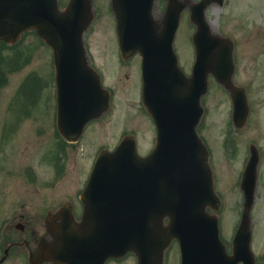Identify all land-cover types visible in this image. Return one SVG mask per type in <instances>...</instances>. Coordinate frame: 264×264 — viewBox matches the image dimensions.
Instances as JSON below:
<instances>
[{
    "label": "water",
    "instance_id": "obj_1",
    "mask_svg": "<svg viewBox=\"0 0 264 264\" xmlns=\"http://www.w3.org/2000/svg\"><path fill=\"white\" fill-rule=\"evenodd\" d=\"M153 1L111 0V7L122 56L138 52L141 57L142 98L159 129L157 144L141 157L128 136L113 151L101 152L81 193V221L74 222L67 210L42 254L56 264H103L132 251L136 264H163L166 247L176 239L180 264H255L250 210L257 153L251 148L243 171V208L228 253L218 218L207 211V206L218 209L220 201L213 190L207 150L195 129L208 74L229 91L236 125L245 122L246 95L232 81L233 43L210 29L205 8L214 0L193 3L195 63L191 74L184 75L173 41L185 4L168 0L158 19L152 14ZM91 7V0H69L63 10L58 0H0V40L14 42L34 30L52 47L59 128L70 140L108 107L109 94L88 65L83 43V32L93 18Z\"/></svg>",
    "mask_w": 264,
    "mask_h": 264
},
{
    "label": "rangeland",
    "instance_id": "obj_2",
    "mask_svg": "<svg viewBox=\"0 0 264 264\" xmlns=\"http://www.w3.org/2000/svg\"><path fill=\"white\" fill-rule=\"evenodd\" d=\"M194 1L188 0L189 5L183 10L174 42L179 62L186 72L194 59L191 34L195 25L190 21L188 11ZM60 2L63 8L67 0ZM92 12V23L84 33L90 65L102 73L105 84L113 87L115 96L110 109L86 128L77 143L65 141L50 123L44 130L43 118H34L41 113L39 110L44 109V106L36 107L44 104L48 95L46 102H50V106L48 116L43 120L48 122L55 117V88L50 77L51 48L29 32L15 50L3 46L0 51V121L7 114L8 119L13 120L12 114L15 116V113L11 111L24 104L21 83L30 73L35 74L29 77V81L38 80L37 86H40L36 100L31 101L35 105L32 108L37 111L31 109L25 121L14 127L16 133L14 138L11 135L12 141H3L0 135V151L14 154L13 184L12 179L9 180V189H12L9 196L13 200L5 207L0 206V221L6 215L14 214L15 223H25V231L14 229L17 238L28 236L32 239L34 234H30L33 231L42 230L47 210L55 209L69 199L75 202L73 195L77 186L82 184L97 149L103 145L113 146L124 131L135 135L136 148L141 155L152 146L154 126L151 117L137 103L139 57H129L125 60L127 63L121 61L110 0H92ZM206 18L215 32L234 42L233 81L245 88L250 106L248 123L235 128L231 121L228 91L211 75L208 77V89L202 97L205 106L202 135L211 148L209 163L214 188L220 197V208L211 209V212L218 216L220 237L230 249L242 212L241 172L249 155V145H256L259 161L250 210V244L256 264H264V0H223L222 5L213 2L206 8ZM5 109L10 113L4 112ZM2 133L3 128H0ZM54 160H59L58 177H55V167L52 166ZM25 168H30L27 175ZM3 189L0 187V202ZM77 203L79 206V200ZM31 245L35 246L32 240ZM179 259L178 245L174 242L166 252L164 264H179ZM15 263L20 264L17 260ZM21 264H28L27 257ZM107 264H136V257L129 253Z\"/></svg>",
    "mask_w": 264,
    "mask_h": 264
},
{
    "label": "flooded vegetation",
    "instance_id": "obj_3",
    "mask_svg": "<svg viewBox=\"0 0 264 264\" xmlns=\"http://www.w3.org/2000/svg\"><path fill=\"white\" fill-rule=\"evenodd\" d=\"M166 3H167V0H155L156 8L154 12L158 15H161L165 11ZM222 3H223V0L222 2H218V4L220 5H222ZM123 62L127 63L128 61H123ZM138 65L139 63H137V69H138ZM127 76L128 75L126 74L125 77L127 78ZM37 84H38V80L32 83L31 81L28 80V78L25 79V88L23 89L24 104H21L20 105L21 107H18L16 111L14 109L11 111L12 113H15V116L14 114L12 115L14 117L13 120L16 119V122L8 119V114L5 119H2L0 121V128L1 129L3 128V133L0 135L2 136L1 138L3 141H6V142H8L9 140L12 141L11 135L14 138L15 133H16V130L14 133V127L15 126L18 127L22 123V121H25V118L29 116L31 109L33 110V112H35L37 111L36 108L39 109L41 106H44V109L39 110L41 111L39 116L34 115V118L41 120L42 118L46 119V117L48 116V109L50 106V102L47 103L46 101L47 99H49V95L48 97L44 98V104L40 105L39 107L32 108V106H35V105H34V102L31 103V101H35L36 97L38 96L40 92L39 91L40 86H37ZM26 85L28 86L26 87ZM54 108H55V111H54L55 117L54 119H52V121L48 120L47 122V120L42 119L43 125H44L42 128L44 130L46 127H48V123H50L51 125H55L57 129L56 104L54 105ZM4 112L10 113V110L6 111L5 109ZM4 116H6V114H4ZM9 116L11 117V114H9ZM247 123H248V120L246 121V124ZM155 135H156V130L154 129L153 135H152L153 141H154ZM13 157H14L13 152L0 151V187L4 188L3 194L1 195L2 201L0 202V206L2 207H5L9 203L11 204L13 200V198L9 196L10 190L12 192V189L11 188L9 189V184H10L9 180L12 179L11 184H13V180H14L13 178L14 168L12 166ZM54 163H56L55 160H54ZM24 171L26 172V175H27L28 172L30 171V168H25ZM89 171H90V168L89 170L85 172L82 184L79 187L77 186V189L73 195L75 198V202L72 203V201L69 199L68 201H64L63 203H61L59 206H57V208L52 209V210L51 209L47 210V213L50 212L51 214H55L54 212L59 207H62L63 205H67V208H71V212L75 220L80 219L81 212H82V203L80 201V193L87 182ZM58 173H60L59 169L55 167L54 168L55 177H58L59 175ZM9 176H12V178H9ZM78 200L80 202L79 206L77 203ZM46 215H45L42 230H40L39 232L33 231L30 234V236L34 234L32 239L28 238V236H22V237L17 238L14 229H18L19 232H23L26 230L27 226L25 225V223L21 221L15 223L14 214H12L11 216L6 215L5 217L1 219L0 221V264H16L15 263L16 260L18 263L21 264V262L24 261L25 257L29 258L31 252L32 253L36 252L37 249L35 247L37 246L38 242L47 243L51 240V235L49 234L48 229L50 230L52 228H55V226L61 222L64 216L55 215L51 217V220L47 221ZM31 240L37 241V244L34 247H32L31 245ZM40 264H53V263L51 261L44 260Z\"/></svg>",
    "mask_w": 264,
    "mask_h": 264
},
{
    "label": "bare ground",
    "instance_id": "obj_4",
    "mask_svg": "<svg viewBox=\"0 0 264 264\" xmlns=\"http://www.w3.org/2000/svg\"><path fill=\"white\" fill-rule=\"evenodd\" d=\"M209 25H210V27H211L212 29H214V27L211 25V23H209Z\"/></svg>",
    "mask_w": 264,
    "mask_h": 264
}]
</instances>
